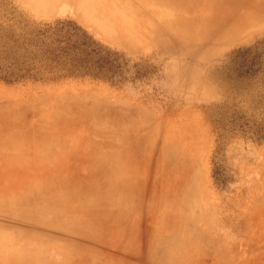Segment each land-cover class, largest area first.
<instances>
[{
    "label": "rangeland",
    "instance_id": "obj_1",
    "mask_svg": "<svg viewBox=\"0 0 264 264\" xmlns=\"http://www.w3.org/2000/svg\"><path fill=\"white\" fill-rule=\"evenodd\" d=\"M197 1L0 0V264H264V0Z\"/></svg>",
    "mask_w": 264,
    "mask_h": 264
},
{
    "label": "bare ground",
    "instance_id": "obj_2",
    "mask_svg": "<svg viewBox=\"0 0 264 264\" xmlns=\"http://www.w3.org/2000/svg\"><path fill=\"white\" fill-rule=\"evenodd\" d=\"M159 1V2H158ZM197 1V0H196ZM155 2H158V4L159 5H163V3L165 4V3H168V4H170V6H175V5H177V3L179 4L180 3V7L182 8V11L183 12H186V11H189V8H191V9H193L194 11H195V7H193V6H197L198 5V3H196L195 2V0H155ZM198 2V1H197ZM198 6H200V3H199V5ZM201 7V6H200ZM198 9V8H197ZM196 9V10H197ZM199 11V10H198ZM231 18V17H230ZM213 20V19H212ZM229 20V16H226V17H224V18H222V19H219L218 21H216L215 22V24H214V27L217 29V28H220L221 26H223L224 24H226L227 22H229L228 21ZM238 19H234L232 22H233V24L234 23H240V21H237ZM210 22V21H209ZM216 31V30H215ZM44 191V190H43ZM129 195V194H128ZM127 197V196H126ZM129 199V198H128ZM3 201V200H2ZM125 201V200H124ZM132 201H133V199H132ZM82 203L83 204H89L88 203V200H83L82 201Z\"/></svg>",
    "mask_w": 264,
    "mask_h": 264
}]
</instances>
